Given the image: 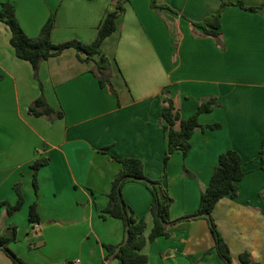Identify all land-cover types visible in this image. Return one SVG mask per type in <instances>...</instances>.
<instances>
[{"label":"crops","instance_id":"0c3cea01","mask_svg":"<svg viewBox=\"0 0 264 264\" xmlns=\"http://www.w3.org/2000/svg\"><path fill=\"white\" fill-rule=\"evenodd\" d=\"M186 13L197 11L204 21L221 0H164ZM251 13L230 7L221 17L224 49L183 18L153 9L151 0H131L117 20V30L103 43L111 61L112 82L119 97L101 88L92 74L94 62L83 63L75 49L41 64L38 78L32 65L16 56L9 26L0 23V203H17L15 185L25 199L10 216L0 208V235L17 228L10 249L29 264H120L107 258L105 245L125 239L122 221L105 217L113 182L122 170L115 159L143 161L152 180L164 181L174 203L171 222L195 214L222 153L235 149L245 176L236 198L222 199L213 217L230 247L233 264L240 256L264 264V169L259 152L264 142V0H233ZM119 0H0L12 3L30 38L39 37L52 14L54 44L95 41L105 16ZM195 13V12H194ZM170 14V15H169ZM182 37L174 60V29ZM189 36V38H188ZM187 49V50H186ZM239 77L243 82H233ZM64 113L61 120L29 114L42 94ZM173 97L181 119L196 113L204 99L216 97L220 107L201 115V125L222 124L217 131L197 130L187 157L175 152L165 170L168 138L162 120L163 91ZM179 127V125H178ZM49 163L33 187L31 166ZM123 197L139 218L146 238L153 228L152 195L139 183L123 188ZM38 204L39 228L29 223ZM148 264H224L205 219L172 224L168 237L143 249ZM0 264H14L0 251Z\"/></svg>","mask_w":264,"mask_h":264},{"label":"trees","instance_id":"16d2710c","mask_svg":"<svg viewBox=\"0 0 264 264\" xmlns=\"http://www.w3.org/2000/svg\"><path fill=\"white\" fill-rule=\"evenodd\" d=\"M131 0H119L115 11L108 13L102 21L95 41L85 44L76 40L54 44L52 33L56 23V14H52L46 24L43 26L39 37L30 38L23 30L18 17L17 10L12 3H2L0 10V23L9 26L12 36L10 43L15 50L16 56L29 62L34 70V77L38 78L40 66L43 62L51 58L58 57L68 49H75L78 52V59L83 63L94 62L95 67L91 71L98 79L101 88H107L111 95L119 97L115 88L111 73L112 61L103 52V43L117 30V20L125 12V5ZM153 9L159 10L158 0H151ZM230 7H239L242 10L257 13L260 8L247 7L241 2L233 0H221L218 11L207 17L199 28L203 37L213 38L217 44L224 49L222 41L221 17L225 10ZM205 25V27H203ZM195 27V25L193 24ZM2 77L0 76V80ZM162 120L164 130L168 138V151L165 157V170L170 157L177 151H180L184 157H187L191 148V139L197 130L206 132L222 129V124L214 123L211 125H201L199 119L201 115L208 114L220 107L216 97L204 99L195 114L188 119H181L177 111L173 97L170 91H163ZM29 114L35 117H47L55 121L64 118V113L52 107L43 92L29 107ZM179 125V127H178ZM259 159L264 169V142L259 152ZM122 165V170L113 182L112 191L109 196V203L105 209V217L109 216L123 222L125 234L127 229L130 233L128 241L124 239L118 246L105 245L108 252L107 258L111 257L118 260L120 264H148V257L143 254V249L149 242H154L161 237H168V228L172 224L195 219H205L208 221L211 233L215 241V250L224 264H233L231 250L227 242L222 237L213 213L218 203L226 198H236L239 192V183L245 176L243 161L240 153L235 149H229L222 153L219 158L218 166L215 168L207 190L202 194L198 211L192 215H186L183 218L171 222L170 210L174 199L170 195L168 188L162 180H152L145 173V165L142 160L135 158L115 159ZM49 163L47 159H39L32 166L33 187L38 196V172ZM129 183L143 184L152 195L150 212L153 217V228L148 238L145 236L147 222L145 218L137 217L129 208L123 197V188ZM17 195V203L12 206L7 202L0 203V208L6 207L8 215L12 216L21 211L25 199L21 185L14 187ZM38 204L31 205L29 210V223L31 225L40 223ZM17 241V228L10 227L5 233L0 235V251L4 252L14 264H29L18 257L11 249L10 245ZM120 252L116 253L118 248ZM244 264H256L252 262L249 254L240 256Z\"/></svg>","mask_w":264,"mask_h":264},{"label":"rangeland","instance_id":"374dc122","mask_svg":"<svg viewBox=\"0 0 264 264\" xmlns=\"http://www.w3.org/2000/svg\"><path fill=\"white\" fill-rule=\"evenodd\" d=\"M158 7L160 11H170L171 13H173V15L175 16L176 20H179V18H183V20L185 21V23H192V25L194 24L195 27L192 28L191 32H194V29L200 30L199 28H197L199 26L200 23H202V21H199V19H197L198 16V12L197 11H192V9L190 10V8L187 9L186 13H184L181 10H178L176 8H174L173 6H171L170 4H166L164 0H158ZM170 15V14H169ZM205 27V25L203 26ZM174 49H175V56H174V60H176L177 57V51L179 49V45H180V38L182 37V33L181 31L176 27L174 29ZM189 38V36H188ZM177 50V51H176ZM187 50V49H186ZM264 75V72H263ZM233 82H238L241 83L243 82L244 79H239V77L232 79Z\"/></svg>","mask_w":264,"mask_h":264},{"label":"water","instance_id":"95a60500","mask_svg":"<svg viewBox=\"0 0 264 264\" xmlns=\"http://www.w3.org/2000/svg\"><path fill=\"white\" fill-rule=\"evenodd\" d=\"M129 236H130V233H129L128 229H127V232H126V235H125V239H126V241H128ZM120 250H121V248L119 247V248L116 250V253H115V254L119 253Z\"/></svg>","mask_w":264,"mask_h":264},{"label":"built area","instance_id":"2783aa9c","mask_svg":"<svg viewBox=\"0 0 264 264\" xmlns=\"http://www.w3.org/2000/svg\"><path fill=\"white\" fill-rule=\"evenodd\" d=\"M33 226H34V230L39 228V224L38 223L33 224Z\"/></svg>","mask_w":264,"mask_h":264}]
</instances>
